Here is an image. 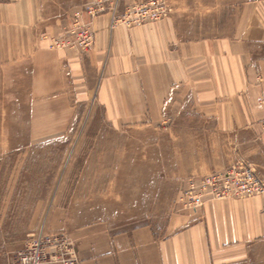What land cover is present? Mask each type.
<instances>
[{
    "label": "crops",
    "instance_id": "1",
    "mask_svg": "<svg viewBox=\"0 0 264 264\" xmlns=\"http://www.w3.org/2000/svg\"><path fill=\"white\" fill-rule=\"evenodd\" d=\"M58 9L48 0H0V93L13 87L27 95L31 125L55 134L77 101L89 100L115 125L132 117L179 128L181 151L196 159L206 152L195 172L243 160L264 179V0L233 6L223 34L206 37L189 36L176 15L114 28L101 15L86 52L55 47L72 22L56 18ZM41 228L67 233L81 264H264V194L180 210L166 232L148 224L120 229L55 207Z\"/></svg>",
    "mask_w": 264,
    "mask_h": 264
},
{
    "label": "rangeland",
    "instance_id": "2",
    "mask_svg": "<svg viewBox=\"0 0 264 264\" xmlns=\"http://www.w3.org/2000/svg\"><path fill=\"white\" fill-rule=\"evenodd\" d=\"M48 1L59 8L56 18L65 19L94 0ZM149 1L121 0L120 8ZM166 1L172 11L159 21L176 15L188 22L189 36L206 37L222 33L233 6L238 11L262 0H211L214 9L206 6L210 0ZM177 8L183 12L176 13ZM14 91L0 93V264H17L18 251L44 229L43 218L52 207L120 229L148 224L159 232H166L180 210L193 209L186 184L212 172L194 171L197 159L201 168L206 164V152L202 159L195 151L182 152L175 140L179 128L166 131L164 119L154 124L132 117L115 125L105 110L81 100L69 124L46 134L47 125H31L27 95ZM190 128L195 133L197 126Z\"/></svg>",
    "mask_w": 264,
    "mask_h": 264
},
{
    "label": "built area",
    "instance_id": "3",
    "mask_svg": "<svg viewBox=\"0 0 264 264\" xmlns=\"http://www.w3.org/2000/svg\"><path fill=\"white\" fill-rule=\"evenodd\" d=\"M110 3L108 6L106 3ZM121 0H94L72 14V22L62 36L54 39L58 48L90 50L95 43L94 20L104 13L111 14V27L141 25L166 18L172 8L166 0H150L120 8ZM85 15L89 20H85ZM185 194L193 199V209H199L206 201L228 198H246L264 194V179L254 167L239 161L223 171H214L200 178L192 177L186 184ZM77 245L65 232H46L41 229L33 234L30 242L21 248L17 264H81Z\"/></svg>",
    "mask_w": 264,
    "mask_h": 264
}]
</instances>
